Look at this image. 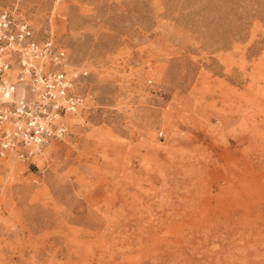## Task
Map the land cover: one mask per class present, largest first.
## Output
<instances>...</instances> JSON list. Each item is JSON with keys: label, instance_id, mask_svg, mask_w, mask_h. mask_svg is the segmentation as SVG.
<instances>
[{"label": "rangeland", "instance_id": "obj_1", "mask_svg": "<svg viewBox=\"0 0 264 264\" xmlns=\"http://www.w3.org/2000/svg\"><path fill=\"white\" fill-rule=\"evenodd\" d=\"M87 73L69 132L0 160V264H264V0H0Z\"/></svg>", "mask_w": 264, "mask_h": 264}, {"label": "built area", "instance_id": "obj_2", "mask_svg": "<svg viewBox=\"0 0 264 264\" xmlns=\"http://www.w3.org/2000/svg\"><path fill=\"white\" fill-rule=\"evenodd\" d=\"M69 67L53 37L39 40L22 12L0 10V160L29 161L68 135L87 75Z\"/></svg>", "mask_w": 264, "mask_h": 264}]
</instances>
